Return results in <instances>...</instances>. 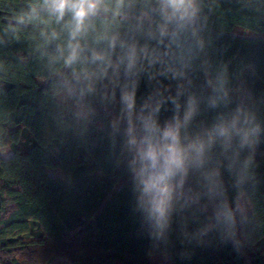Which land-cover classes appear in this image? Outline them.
Wrapping results in <instances>:
<instances>
[{
    "label": "trees",
    "instance_id": "obj_1",
    "mask_svg": "<svg viewBox=\"0 0 264 264\" xmlns=\"http://www.w3.org/2000/svg\"><path fill=\"white\" fill-rule=\"evenodd\" d=\"M194 5L178 23L165 0H111L69 65L70 13L58 22L44 0H0V149L12 151L0 152V264H264V164L251 148L264 153V0ZM132 89L136 113L161 127L195 98L188 131L212 136L162 225L131 163ZM238 110L247 134L215 135Z\"/></svg>",
    "mask_w": 264,
    "mask_h": 264
},
{
    "label": "clouds",
    "instance_id": "obj_2",
    "mask_svg": "<svg viewBox=\"0 0 264 264\" xmlns=\"http://www.w3.org/2000/svg\"><path fill=\"white\" fill-rule=\"evenodd\" d=\"M110 2L111 0H44L58 22L64 19L66 12L71 14L66 64L70 65L79 59L82 51L79 38L87 31L86 22L107 11ZM123 3L124 0H115L117 8ZM165 4L170 10L169 19L178 23L191 20L197 11L194 0H165ZM180 26H183L182 23ZM164 34L161 32V35ZM55 35L53 33L54 37ZM128 59V66L131 68L137 61L135 47L129 51ZM121 101L127 121L128 145L133 150L131 163L141 187L142 200L162 225L177 188L184 183L189 161L202 162L205 146L211 142L212 136L205 141L199 135L193 138L188 131L187 126L197 111L193 97L188 99L183 116L177 111L173 120L163 127L156 120L154 112L145 113L142 109L139 114L136 113L134 89L123 90ZM212 102L215 105V99ZM176 106L179 109L178 103ZM155 111H158V107ZM242 116L243 111L238 110L231 123L217 124L213 129L214 134L225 138H230L233 133L246 135L243 128L237 127ZM244 119L247 117L244 116Z\"/></svg>",
    "mask_w": 264,
    "mask_h": 264
},
{
    "label": "rangeland",
    "instance_id": "obj_3",
    "mask_svg": "<svg viewBox=\"0 0 264 264\" xmlns=\"http://www.w3.org/2000/svg\"><path fill=\"white\" fill-rule=\"evenodd\" d=\"M192 76H193L192 71L190 69H187L186 70V78L191 79ZM235 94L238 96H241V97L245 96V93L243 91H240L239 89L235 90ZM79 111H80V113H86L87 114L88 109L84 106H80ZM251 148L254 151V153L262 160V162L264 164V153H262L260 151L259 146L256 144V142L254 140L251 142ZM8 150H10V149H8ZM6 152H7V149H3V153L5 154ZM239 206H240V214L239 215L241 217H244L248 211V208H249V201H248L246 196L241 197V199L239 201Z\"/></svg>",
    "mask_w": 264,
    "mask_h": 264
},
{
    "label": "crops",
    "instance_id": "obj_4",
    "mask_svg": "<svg viewBox=\"0 0 264 264\" xmlns=\"http://www.w3.org/2000/svg\"><path fill=\"white\" fill-rule=\"evenodd\" d=\"M4 149H7V152L4 154L3 151L0 149L1 154L4 157H10L12 155V151L8 150V147ZM48 264H72V262L66 257H56Z\"/></svg>",
    "mask_w": 264,
    "mask_h": 264
}]
</instances>
